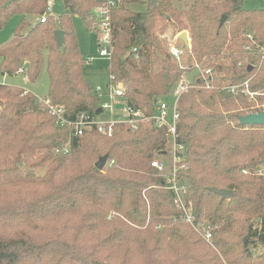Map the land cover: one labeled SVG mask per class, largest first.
<instances>
[{"label":"trees","instance_id":"trees-1","mask_svg":"<svg viewBox=\"0 0 264 264\" xmlns=\"http://www.w3.org/2000/svg\"><path fill=\"white\" fill-rule=\"evenodd\" d=\"M47 1L0 0V30L20 17L0 45L1 75L35 83L45 64L46 98L68 120L95 118L102 99L83 77L72 19L97 38L105 0H59L58 16L47 14ZM137 2L119 0L109 11V77L124 86L128 106L149 115L190 75L193 87L178 101L185 168L177 175L211 240L184 221L167 174L151 166L165 156L164 129L117 123L110 137L90 129L70 138L34 94L0 84V264H264V127L239 124L264 110V10H246L244 0H189L182 9L145 0L143 12L131 11ZM168 30L188 35V47L178 39L180 65L168 53ZM67 143L70 154L56 156Z\"/></svg>","mask_w":264,"mask_h":264},{"label":"built area","instance_id":"built-area-1","mask_svg":"<svg viewBox=\"0 0 264 264\" xmlns=\"http://www.w3.org/2000/svg\"><path fill=\"white\" fill-rule=\"evenodd\" d=\"M118 1L119 0H105L104 6L99 7L96 10L98 22L94 25V29L97 34V46L99 48V55L102 58H106L107 61H109L111 55L109 11L110 9L115 8ZM52 3V0L47 1V14L51 13ZM47 14L45 13L39 19L40 23L45 22ZM177 39H179V37ZM177 39L175 42H169L167 44V50L172 59L180 65L185 52L178 44ZM133 52H135V50H133ZM83 61L86 64L92 62V59L83 57ZM210 75L211 73L208 69L203 72L202 77L204 78ZM192 87L193 86L190 85L188 81L181 79L172 94L166 98L156 100L153 112L146 115L141 111L134 110L126 104L124 99V86L121 83L114 85L112 83V78L109 77L108 85L104 90L99 87H96L93 90V92L102 99L99 108L102 110L101 114L106 113L109 115L108 120H100L98 119L99 117L90 118L86 115H82L78 119L71 121L65 118L63 107L53 105L46 97L40 100L43 105V109L56 120L57 124L70 130V138L80 137L86 130L90 129H95L98 133L110 137L113 132V127L117 123L126 125L127 129L131 131L137 130L140 126L148 124H151L159 129H164L167 136L165 156H170V163L166 165L162 161L155 160L151 163V166L162 175L167 174L166 182L173 195L175 207L181 211L184 221L195 232H198L205 241L209 242L211 240L210 227L202 226L195 222V216L193 215L185 198L187 186L177 175L179 169L185 168V165L183 164L185 161L184 149L177 143L176 127L179 120L178 101L181 95ZM208 87L209 86L207 84L206 88ZM228 90L229 92L234 93L235 88L230 87ZM248 96L252 99L254 93H248ZM167 99H171V101L168 102ZM115 101L122 104V108L120 109L121 111H118V113H115L113 110ZM116 114H119L122 117L116 120L113 119L112 117ZM54 154L56 156L69 155V143L54 149ZM111 165H113V162L108 164V166Z\"/></svg>","mask_w":264,"mask_h":264},{"label":"rangeland","instance_id":"rangeland-1","mask_svg":"<svg viewBox=\"0 0 264 264\" xmlns=\"http://www.w3.org/2000/svg\"><path fill=\"white\" fill-rule=\"evenodd\" d=\"M138 2L135 4H130L128 8L133 12H143L145 9L144 1L145 0H137ZM54 4L52 7V14L54 16H58L63 12L62 3L59 0H53ZM173 5L178 9L184 8V5L189 2V0H171ZM244 9L246 10H264V0H244ZM20 21V17L11 18L8 23L0 30V45L11 40L13 36L14 28L17 26ZM74 32L77 38V42L79 45V51L82 57L92 59V62L86 63L83 69V77L85 79L86 84L90 87V89L94 90L96 87L104 90L109 82V72L107 69L108 61L106 58H102L99 55V48L96 43V35L94 32L89 31L81 22L79 18L74 17L72 19ZM179 34H175L171 30L167 31L165 35V40L167 42H175L179 37ZM188 36V35H187ZM178 40V39H177ZM189 42V39H188ZM190 75H186V80H190ZM0 84L18 87L24 90L29 91L34 94L39 99H44L47 96L48 90V79L46 74V65H43L41 73L35 83L29 82L23 74H17L13 76H2L0 72ZM168 102L171 99H167ZM114 111L118 113L121 111L122 104L117 101L114 102ZM100 120H108L109 115L104 113L98 116ZM122 116L116 114L113 116V119H119ZM160 160L168 165L170 163V156L160 157ZM260 173H264V167L258 169Z\"/></svg>","mask_w":264,"mask_h":264},{"label":"water","instance_id":"water-1","mask_svg":"<svg viewBox=\"0 0 264 264\" xmlns=\"http://www.w3.org/2000/svg\"><path fill=\"white\" fill-rule=\"evenodd\" d=\"M225 21V17H221L219 21V26H221ZM55 40L57 43V46L60 48L63 45V32L62 31H55L54 33ZM180 41L183 43L185 47L188 46V37L185 32L181 33L179 35ZM102 110L100 108H97V110L94 113L95 117H98L101 114ZM239 124L243 126H263L264 127V110L255 114H249L244 117L239 118ZM107 158L102 157L95 163V168L97 170H102L105 166ZM264 165V163H263ZM213 193L218 194L221 199H227L230 196V192L223 191V190H211Z\"/></svg>","mask_w":264,"mask_h":264},{"label":"crops","instance_id":"crops-1","mask_svg":"<svg viewBox=\"0 0 264 264\" xmlns=\"http://www.w3.org/2000/svg\"><path fill=\"white\" fill-rule=\"evenodd\" d=\"M52 1H53V0H52ZM53 4H54V2L52 3V7H53ZM52 7H51V13H53V12H52ZM2 85H3V84H2Z\"/></svg>","mask_w":264,"mask_h":264}]
</instances>
